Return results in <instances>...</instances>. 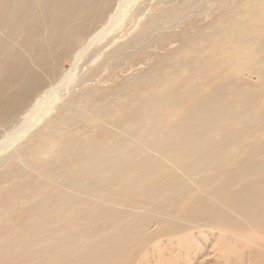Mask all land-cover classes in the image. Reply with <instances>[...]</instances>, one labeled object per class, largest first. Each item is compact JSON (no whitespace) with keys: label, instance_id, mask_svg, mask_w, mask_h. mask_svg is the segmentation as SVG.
Here are the masks:
<instances>
[{"label":"bare ground","instance_id":"obj_1","mask_svg":"<svg viewBox=\"0 0 264 264\" xmlns=\"http://www.w3.org/2000/svg\"><path fill=\"white\" fill-rule=\"evenodd\" d=\"M180 1L114 48L166 32L185 11H210L211 22L192 24L175 55L115 87L70 95L0 156V264H114L152 222L154 236L171 222L160 237L185 251L209 232L228 261L243 254L231 264H264V147L244 140L258 118L251 93L239 107L228 99L249 81L203 56L240 19H264V0ZM115 6L0 0V130L61 85L62 63L113 46L110 37L99 40ZM256 32L246 51L264 64V24ZM259 123L263 131L264 112Z\"/></svg>","mask_w":264,"mask_h":264},{"label":"rangeland","instance_id":"obj_2","mask_svg":"<svg viewBox=\"0 0 264 264\" xmlns=\"http://www.w3.org/2000/svg\"><path fill=\"white\" fill-rule=\"evenodd\" d=\"M180 2V0H115L116 6L114 9L115 11L119 10V12L112 19L111 22L113 24L110 22V25L104 26L102 25L103 19L98 25V27L104 26L103 28L105 29L99 41L101 42L110 37L114 42L113 46L106 45L96 50L97 46L94 45L95 47L93 46L88 51L87 56H85L87 51L83 55V58L85 56L84 59H82V55L80 56L77 64L75 62L72 63V60L62 63L59 68V77L56 79L57 82L61 81V85L56 89L57 92L54 90L51 95L47 94L43 97L30 114L28 107L25 108L15 121L22 122L21 120L26 116L25 121L19 124L17 129L14 122L8 124L5 130H0V146H3V148H0V156L17 143L24 141L31 130L39 127V124L41 126L47 120L49 114L60 107L70 95V97L76 99V96L85 89L115 87L118 83L121 84L123 80L142 74L143 71L149 70L160 56L165 54L175 55L174 52L179 49L184 40L192 35L191 29L193 26L194 28H202L203 24L209 23L213 19L210 11L201 12L202 15L200 17L202 18H199L194 17L197 14L195 11L188 10L184 13L186 17L179 20V23L172 24L171 28L166 29V32H160L158 35L156 33L149 35V38L140 42L138 46H135L136 48L132 46L129 49V46H126L118 51L114 49L116 45L128 42L141 29V25L146 20L151 19L152 15L162 12L167 7V9H171ZM202 9L206 10L204 6ZM263 20L240 19L235 23V27L230 30V33L228 32L229 34H220V37L216 36L214 38L220 40L219 47L214 45L217 49L210 48L205 50L203 55L210 57L211 60H218L217 63L220 65V70L227 73H240L248 79L246 81L249 82L241 86L239 94L235 97L229 96L228 99L239 107L245 101L244 94L251 93L253 110L258 122L252 125V130L255 131H250V135H247L244 140L253 143L254 146L260 145L261 147H264V129L259 131L261 129L259 117L264 112V64L257 63L256 59L258 56L246 51V49L249 48L247 45H249L251 38L254 39L255 37L256 40V37H260V34L256 32V26L261 27L264 24ZM192 24L193 26H191ZM165 35L166 38L163 39ZM168 36L172 37L168 39ZM236 36L239 37L236 38ZM103 37L105 38L102 39ZM159 40L164 42L162 48L156 44ZM217 42L215 41L213 44ZM143 45L146 46L143 47ZM249 71L259 72L258 77L261 72L262 74L258 78L251 75ZM240 123L242 122L239 121L238 124ZM231 127L233 130L238 131L237 124H233ZM155 225L158 226L155 222L147 224L144 227V235L137 237L130 243L126 248V252L114 264H129L133 260V264H231L233 257L236 258L237 255H243L237 252L228 261L225 258V253L221 252L225 250H221L220 243L209 232H205V234L207 233L205 235L207 238L205 236L201 238L196 234L195 241L191 244L190 249L185 251L182 247L179 248L173 239L160 237V235L174 228L171 222L164 227L162 226L160 232L154 236V232L156 233L157 231L153 230ZM149 226H151L150 230L153 231L148 230L149 234H147ZM153 236L156 240L152 239ZM241 247V245L237 246V248ZM232 264L238 263L233 262Z\"/></svg>","mask_w":264,"mask_h":264}]
</instances>
